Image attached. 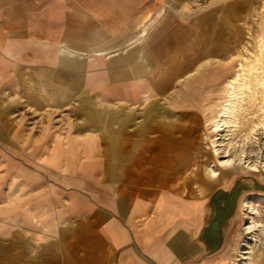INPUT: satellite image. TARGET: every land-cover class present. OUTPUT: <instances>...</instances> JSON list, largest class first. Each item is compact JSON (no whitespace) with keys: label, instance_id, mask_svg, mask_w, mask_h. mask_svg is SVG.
Segmentation results:
<instances>
[{"label":"crops","instance_id":"obj_1","mask_svg":"<svg viewBox=\"0 0 264 264\" xmlns=\"http://www.w3.org/2000/svg\"><path fill=\"white\" fill-rule=\"evenodd\" d=\"M166 1L0 0V264L221 251L227 210L211 218L181 158L198 103L150 101L196 79V25Z\"/></svg>","mask_w":264,"mask_h":264},{"label":"rangeland","instance_id":"obj_2","mask_svg":"<svg viewBox=\"0 0 264 264\" xmlns=\"http://www.w3.org/2000/svg\"><path fill=\"white\" fill-rule=\"evenodd\" d=\"M174 4L175 19L196 25V79L182 76L150 101L198 103L181 145L190 155L181 158L195 165L193 192L209 198L211 218L227 210L210 264H264V0ZM187 38L182 33V45Z\"/></svg>","mask_w":264,"mask_h":264},{"label":"bare ground","instance_id":"obj_3","mask_svg":"<svg viewBox=\"0 0 264 264\" xmlns=\"http://www.w3.org/2000/svg\"><path fill=\"white\" fill-rule=\"evenodd\" d=\"M217 121V120H216ZM218 122V121H217ZM219 123V122H218ZM215 152V151H214ZM241 159V158H240ZM224 164V162H222ZM221 164V163H220ZM227 164V163H226ZM222 165V164H221ZM225 165V164H224ZM253 165V164H252Z\"/></svg>","mask_w":264,"mask_h":264}]
</instances>
